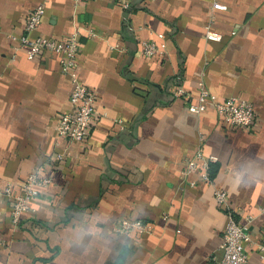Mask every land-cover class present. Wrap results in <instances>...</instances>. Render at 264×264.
Listing matches in <instances>:
<instances>
[{
    "label": "crops",
    "instance_id": "crops-1",
    "mask_svg": "<svg viewBox=\"0 0 264 264\" xmlns=\"http://www.w3.org/2000/svg\"><path fill=\"white\" fill-rule=\"evenodd\" d=\"M125 1L0 0V264H214L230 214L250 227L247 264H263L264 0ZM40 4L31 36L77 33L74 72L97 96L80 142L57 132L72 91L59 55L15 48ZM208 26L220 41L207 39ZM146 41L164 53L145 54ZM202 85L252 102L255 127L193 111ZM196 158L212 180L186 171ZM35 167L51 182L15 222L5 188L19 192ZM122 219L147 230L119 234Z\"/></svg>",
    "mask_w": 264,
    "mask_h": 264
},
{
    "label": "built area",
    "instance_id": "built-area-1",
    "mask_svg": "<svg viewBox=\"0 0 264 264\" xmlns=\"http://www.w3.org/2000/svg\"><path fill=\"white\" fill-rule=\"evenodd\" d=\"M122 4L125 8L129 7V3L125 0ZM226 8L227 6L222 2L215 1L213 3V9L224 10ZM44 13L43 4L33 9L26 20L24 33L18 38L15 48L16 51L23 50L26 56L31 59L39 57L45 52L59 55L62 69L71 75L72 91L69 109L61 113L57 119V132L72 142H80L85 140L92 130L97 96L74 72L80 50V40L77 33L70 35L65 40L31 36V33L42 23ZM205 34L209 40L220 41L222 39V34L213 30L211 26L207 27ZM144 45V52L149 56L164 53V44L162 43L146 41ZM184 94L183 88L179 87L177 96L182 97ZM189 106L197 113H203L210 107L214 108L220 123L230 128L253 129L257 122V113L252 102L234 96L219 100L205 85L200 88L198 101L196 103L190 102ZM117 121L122 123V120ZM202 155V152L199 151L197 158L203 157ZM197 158L188 162L186 171L191 172L200 169L205 180H212L208 174V164L206 162L202 165L199 164ZM212 159L216 158L213 157ZM50 182L51 178L43 175L40 167H35L27 176L19 192H15L9 185L5 188L4 192L10 199L11 215L15 222L19 221L21 215L30 208L32 201L39 196L41 189ZM214 196L219 206H228L229 194L226 189L217 188ZM147 227L140 220L122 219L116 225V231L119 234H125L133 229L143 232L147 230ZM250 240L249 225L237 222L230 214L223 233L222 256L215 255L213 257L214 264H247L248 252L245 244ZM256 244L264 264V230Z\"/></svg>",
    "mask_w": 264,
    "mask_h": 264
}]
</instances>
